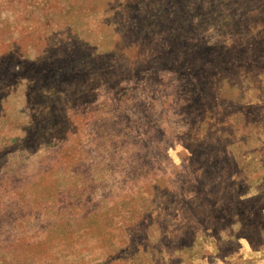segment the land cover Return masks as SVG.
I'll list each match as a JSON object with an SVG mask.
<instances>
[{
    "label": "rangeland",
    "instance_id": "1",
    "mask_svg": "<svg viewBox=\"0 0 264 264\" xmlns=\"http://www.w3.org/2000/svg\"><path fill=\"white\" fill-rule=\"evenodd\" d=\"M0 264H264V0H0Z\"/></svg>",
    "mask_w": 264,
    "mask_h": 264
}]
</instances>
